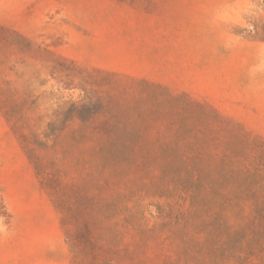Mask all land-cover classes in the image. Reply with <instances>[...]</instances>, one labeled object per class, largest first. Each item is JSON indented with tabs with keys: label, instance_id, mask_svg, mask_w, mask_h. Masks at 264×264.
Listing matches in <instances>:
<instances>
[{
	"label": "rangeland",
	"instance_id": "rangeland-1",
	"mask_svg": "<svg viewBox=\"0 0 264 264\" xmlns=\"http://www.w3.org/2000/svg\"><path fill=\"white\" fill-rule=\"evenodd\" d=\"M264 0H0V264H264Z\"/></svg>",
	"mask_w": 264,
	"mask_h": 264
},
{
	"label": "trees",
	"instance_id": "trees-1",
	"mask_svg": "<svg viewBox=\"0 0 264 264\" xmlns=\"http://www.w3.org/2000/svg\"><path fill=\"white\" fill-rule=\"evenodd\" d=\"M253 212L255 213L256 221L260 220V218L264 219V209H262L260 207H255Z\"/></svg>",
	"mask_w": 264,
	"mask_h": 264
}]
</instances>
